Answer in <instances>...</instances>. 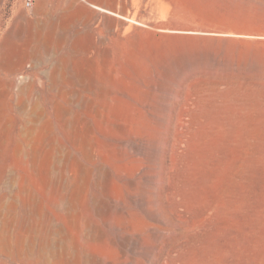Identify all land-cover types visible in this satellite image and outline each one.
<instances>
[{"label":"rangeland","instance_id":"1","mask_svg":"<svg viewBox=\"0 0 264 264\" xmlns=\"http://www.w3.org/2000/svg\"><path fill=\"white\" fill-rule=\"evenodd\" d=\"M0 264H264V0H0Z\"/></svg>","mask_w":264,"mask_h":264},{"label":"built area","instance_id":"2","mask_svg":"<svg viewBox=\"0 0 264 264\" xmlns=\"http://www.w3.org/2000/svg\"><path fill=\"white\" fill-rule=\"evenodd\" d=\"M25 5H26L27 8H32L33 0H25Z\"/></svg>","mask_w":264,"mask_h":264},{"label":"bare ground","instance_id":"3","mask_svg":"<svg viewBox=\"0 0 264 264\" xmlns=\"http://www.w3.org/2000/svg\"><path fill=\"white\" fill-rule=\"evenodd\" d=\"M102 9V8H101ZM106 11V10H105ZM121 20V19H120ZM26 53V52H25ZM28 55V54H27Z\"/></svg>","mask_w":264,"mask_h":264}]
</instances>
